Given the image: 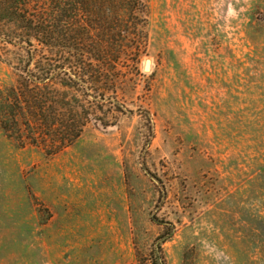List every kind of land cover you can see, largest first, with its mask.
<instances>
[{"label": "rangeland", "instance_id": "374dc122", "mask_svg": "<svg viewBox=\"0 0 264 264\" xmlns=\"http://www.w3.org/2000/svg\"><path fill=\"white\" fill-rule=\"evenodd\" d=\"M142 4L124 52L73 90L59 74L78 24L38 48L58 75L51 133L0 124V264H264V0Z\"/></svg>", "mask_w": 264, "mask_h": 264}, {"label": "trees", "instance_id": "16d2710c", "mask_svg": "<svg viewBox=\"0 0 264 264\" xmlns=\"http://www.w3.org/2000/svg\"><path fill=\"white\" fill-rule=\"evenodd\" d=\"M88 6H92L91 9ZM143 14L142 0H0V59L2 54L7 57L6 63L14 77L13 85L6 93L0 91V124L8 127L7 124L14 123L20 131L19 125H23L24 121L34 138L41 137L43 140L45 132L46 137L50 136L51 130H46L41 123L45 118L42 93L45 88L48 91L56 85L58 75L54 74L51 61L46 71L42 69L38 48L54 47L58 23H64L65 29L78 24V28L73 27L78 29L75 33L80 34L81 31L88 39L85 42L71 38V42L64 45L70 51L66 52L64 58L70 71L60 70L59 79L65 90H73L82 83L83 78L78 73L84 65L96 71L99 67L93 66L92 62L99 66L108 65L106 67L113 64L112 58L124 52L130 42L129 27L144 24ZM85 22L99 28L104 25L100 41L91 35V28L85 26ZM93 31L99 32L95 28ZM85 57L92 60L84 62ZM45 81L47 85L43 84ZM72 117H78L76 112ZM87 119L84 118L85 121ZM93 121L97 122V119L93 118ZM78 137V133H75L63 142L51 141L53 153L70 145Z\"/></svg>", "mask_w": 264, "mask_h": 264}, {"label": "water", "instance_id": "95a60500", "mask_svg": "<svg viewBox=\"0 0 264 264\" xmlns=\"http://www.w3.org/2000/svg\"><path fill=\"white\" fill-rule=\"evenodd\" d=\"M142 70L144 73H148L150 71V61L149 60L144 61Z\"/></svg>", "mask_w": 264, "mask_h": 264}, {"label": "bare ground", "instance_id": "6f19581e", "mask_svg": "<svg viewBox=\"0 0 264 264\" xmlns=\"http://www.w3.org/2000/svg\"><path fill=\"white\" fill-rule=\"evenodd\" d=\"M150 68H151V64H150Z\"/></svg>", "mask_w": 264, "mask_h": 264}]
</instances>
